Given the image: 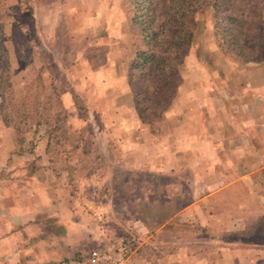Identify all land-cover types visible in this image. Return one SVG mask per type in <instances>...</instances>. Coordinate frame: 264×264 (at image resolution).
<instances>
[{
	"label": "crops",
	"instance_id": "1",
	"mask_svg": "<svg viewBox=\"0 0 264 264\" xmlns=\"http://www.w3.org/2000/svg\"><path fill=\"white\" fill-rule=\"evenodd\" d=\"M259 71L240 86L243 98L235 90L227 101L212 100V121L198 123V136L185 131L162 145L166 140L138 118L126 78L100 75L99 81L90 74L100 96L88 100L93 106L84 126L95 120L92 145L116 173L104 192L84 198L71 182L61 183L48 137L38 139L36 150L15 154L13 130L0 117V264H60L122 244L131 246L127 264L140 263L145 250L166 264H240L236 257L243 255L250 256L246 264H264V64ZM70 144L79 151L84 140ZM122 194L129 201L116 208ZM221 231L237 245L250 241L249 248L222 239Z\"/></svg>",
	"mask_w": 264,
	"mask_h": 264
},
{
	"label": "rangeland",
	"instance_id": "2",
	"mask_svg": "<svg viewBox=\"0 0 264 264\" xmlns=\"http://www.w3.org/2000/svg\"><path fill=\"white\" fill-rule=\"evenodd\" d=\"M2 1L7 14L3 41L12 67V83L15 90L13 101L19 104L30 90L33 94L41 95L43 101L40 102L46 103L51 117L49 121L53 122L56 118L59 120L53 127L57 128V123H60L59 131L50 135L55 137V141L49 147V154L54 158L56 171L61 172V183L71 182L69 185L81 192L82 198L96 190L104 192L109 182L115 180L112 176L116 173V166L111 161L104 162L92 145L95 136L93 132L95 128L93 130L92 127L96 124L95 120L86 126L84 122L87 123V118H90L88 107L93 106L87 103L88 100L94 96L98 99L100 96L98 82L89 81L90 74L97 76H93V80H99L100 75L126 78L127 66L133 57L124 0ZM215 23L209 10L197 16L198 28L194 42L181 67L183 80L181 93L174 100L164 121L158 125V132L156 137L154 136L156 139L166 140L165 142L161 140V145L170 144L172 140L184 136L185 131L190 133L194 130L195 136H198L196 129L198 123L212 121V100L215 97L227 101L230 95L234 97L235 93L232 91L236 90L243 98L245 94L241 89L242 83L259 78L256 75H260L259 70L264 64V35H261L258 54L246 51L243 54L244 57H249L248 60L244 57L242 60H232L224 56L218 48ZM261 25L264 29V14ZM198 66H201V69ZM38 75L42 76L48 90L44 92L45 94L40 90L39 83L33 84ZM119 98L122 100V97ZM27 104L29 105L27 111L30 112L33 102ZM92 110L94 111L93 108ZM92 110L90 112H93ZM105 112L107 114L104 121L108 120L109 124L112 117L108 108ZM99 119L96 121L97 124L100 122ZM28 120L22 147L33 151L36 150L38 139L49 135L47 128L37 126L34 118ZM16 121H19L18 118ZM190 128L193 129L187 131ZM204 132L205 130L202 131L203 134ZM80 139L84 140V146L76 151V147L70 142H79ZM142 143L146 144L145 141ZM115 150L112 144V155H116ZM126 196L129 197V194H122L119 199H114L116 208L117 205L120 206L117 204L118 201L125 204L129 201ZM123 197L127 201H124ZM117 211L128 212L127 209H113L111 212L118 214ZM156 211L157 216H160L159 212L163 213L162 209H154L153 214ZM263 229L264 225H261L260 230ZM219 236L232 244L237 239L227 231H221ZM250 243L248 240H242V245H236L247 249ZM222 247L227 248L224 245ZM143 253L146 255L143 256ZM139 254L138 264H166L159 258L149 257L147 250ZM217 259L221 258L217 257L214 260ZM241 260L236 257L237 263L246 264L245 261L250 260V256L243 255ZM189 262L193 264L191 260ZM221 263L235 264L233 260L230 263Z\"/></svg>",
	"mask_w": 264,
	"mask_h": 264
},
{
	"label": "trees",
	"instance_id": "3",
	"mask_svg": "<svg viewBox=\"0 0 264 264\" xmlns=\"http://www.w3.org/2000/svg\"><path fill=\"white\" fill-rule=\"evenodd\" d=\"M124 8L128 15L133 52L126 80L138 118L153 135L181 93V67L193 45L200 13L211 11L216 22L214 31L218 48L232 60H242L246 51L258 54L264 35L261 25L264 0H124ZM6 16L0 0V117L4 125L13 130L18 148L15 154L21 155L28 119L34 118L37 126L47 128L49 147L55 141V137L50 135L59 131L60 123H57V128L53 127L59 120L49 121L51 117L46 103L41 104V95L33 94L31 90L19 104L13 101V73L3 41ZM38 83L45 94L48 90L41 75L33 84ZM28 102L34 105L30 112L27 111ZM59 103L62 113L61 97Z\"/></svg>",
	"mask_w": 264,
	"mask_h": 264
},
{
	"label": "built area",
	"instance_id": "4",
	"mask_svg": "<svg viewBox=\"0 0 264 264\" xmlns=\"http://www.w3.org/2000/svg\"><path fill=\"white\" fill-rule=\"evenodd\" d=\"M132 257L130 244H122L112 253L100 250L92 251L88 257L62 262L60 264H127Z\"/></svg>",
	"mask_w": 264,
	"mask_h": 264
}]
</instances>
